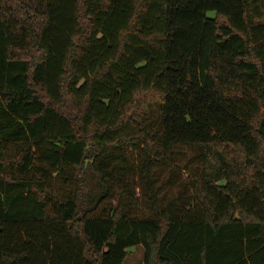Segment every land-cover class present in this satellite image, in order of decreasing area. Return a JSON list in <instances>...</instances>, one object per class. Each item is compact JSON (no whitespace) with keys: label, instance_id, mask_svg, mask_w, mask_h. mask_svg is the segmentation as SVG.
Returning <instances> with one entry per match:
<instances>
[{"label":"trees","instance_id":"trees-1","mask_svg":"<svg viewBox=\"0 0 264 264\" xmlns=\"http://www.w3.org/2000/svg\"><path fill=\"white\" fill-rule=\"evenodd\" d=\"M139 246L264 264V0H0V264Z\"/></svg>","mask_w":264,"mask_h":264},{"label":"rangeland","instance_id":"rangeland-1","mask_svg":"<svg viewBox=\"0 0 264 264\" xmlns=\"http://www.w3.org/2000/svg\"><path fill=\"white\" fill-rule=\"evenodd\" d=\"M147 149L149 151L156 150L157 146H156L155 141L152 143H148ZM177 166L179 167V170H180L184 166V163L179 162V163H177ZM173 167H176V166H173ZM183 175L185 176V174H183ZM137 184H139L137 177L130 178V180H128V187H129L130 191L133 192V188H136ZM137 191L134 193L136 196L138 195ZM139 192H140L139 193L140 203H143L144 197L142 196V192L141 191H139ZM142 212H143V210L140 212V214H142ZM123 264H143V248L141 246H139V247H134V248L129 249L127 251V255H126V258H125Z\"/></svg>","mask_w":264,"mask_h":264}]
</instances>
